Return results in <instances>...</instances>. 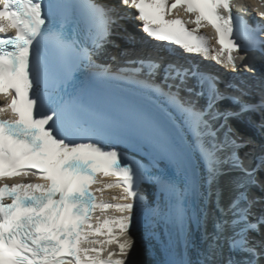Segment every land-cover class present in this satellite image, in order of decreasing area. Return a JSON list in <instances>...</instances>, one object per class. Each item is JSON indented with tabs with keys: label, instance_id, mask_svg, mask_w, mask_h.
Returning a JSON list of instances; mask_svg holds the SVG:
<instances>
[{
	"label": "bare ground",
	"instance_id": "6f19581e",
	"mask_svg": "<svg viewBox=\"0 0 264 264\" xmlns=\"http://www.w3.org/2000/svg\"><path fill=\"white\" fill-rule=\"evenodd\" d=\"M216 119L219 123L205 119L200 124L206 133L202 148L213 160V172L210 177L201 172L195 207L198 219L195 226L188 225L185 239L180 240L177 234L169 235L166 220L160 218L161 199L154 194L151 180L144 181L137 198L126 199L116 180L101 176L95 187L104 204L97 209L93 224L84 233L83 247L91 264H249L251 258L247 261L244 257L246 249L259 254L254 264H264V227L255 232L245 231L235 216L245 209L247 201H252L256 191L250 185L237 187L240 177L231 170L229 161L230 156L237 160L242 157L246 164L251 152L245 155L242 150L254 148L255 136L245 125L235 126L229 120L228 123ZM229 137L239 142L247 139L243 141L246 145L236 151ZM232 173L237 180L235 185ZM14 181L27 187L41 183L30 175L19 176ZM240 201L244 205L240 206ZM104 205L106 211L102 209ZM259 209L252 206L249 218L260 216ZM238 237L244 238L246 249L238 245Z\"/></svg>",
	"mask_w": 264,
	"mask_h": 264
},
{
	"label": "water",
	"instance_id": "95a60500",
	"mask_svg": "<svg viewBox=\"0 0 264 264\" xmlns=\"http://www.w3.org/2000/svg\"><path fill=\"white\" fill-rule=\"evenodd\" d=\"M191 203L193 205L194 204L196 205V201L195 200L194 201H191ZM175 210H176V208H175V205H174L173 206V214L174 215L177 213ZM178 224H179V221H178ZM179 226L177 225V220H176V217H175L173 219V221L171 222L169 235L171 234V236H172V235H176L177 234L179 236L180 240H184L185 239L186 232H187V229L186 228L184 229V226L181 223L179 224Z\"/></svg>",
	"mask_w": 264,
	"mask_h": 264
},
{
	"label": "rangeland",
	"instance_id": "374dc122",
	"mask_svg": "<svg viewBox=\"0 0 264 264\" xmlns=\"http://www.w3.org/2000/svg\"><path fill=\"white\" fill-rule=\"evenodd\" d=\"M207 220V219H206Z\"/></svg>",
	"mask_w": 264,
	"mask_h": 264
}]
</instances>
